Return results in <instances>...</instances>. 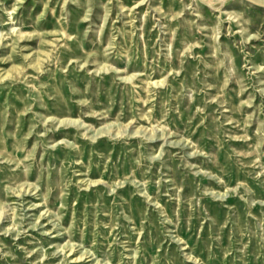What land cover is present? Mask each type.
<instances>
[{
    "label": "rangeland",
    "instance_id": "1",
    "mask_svg": "<svg viewBox=\"0 0 264 264\" xmlns=\"http://www.w3.org/2000/svg\"><path fill=\"white\" fill-rule=\"evenodd\" d=\"M0 264H264V0H0Z\"/></svg>",
    "mask_w": 264,
    "mask_h": 264
}]
</instances>
